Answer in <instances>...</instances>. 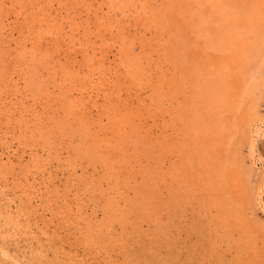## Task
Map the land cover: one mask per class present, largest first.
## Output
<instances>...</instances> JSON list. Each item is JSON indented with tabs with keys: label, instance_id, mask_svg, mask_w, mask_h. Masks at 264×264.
I'll return each instance as SVG.
<instances>
[{
	"label": "rangeland",
	"instance_id": "obj_1",
	"mask_svg": "<svg viewBox=\"0 0 264 264\" xmlns=\"http://www.w3.org/2000/svg\"><path fill=\"white\" fill-rule=\"evenodd\" d=\"M0 264H264V0H0Z\"/></svg>",
	"mask_w": 264,
	"mask_h": 264
},
{
	"label": "bare ground",
	"instance_id": "obj_2",
	"mask_svg": "<svg viewBox=\"0 0 264 264\" xmlns=\"http://www.w3.org/2000/svg\"><path fill=\"white\" fill-rule=\"evenodd\" d=\"M253 11H254V13H257L258 12V9H253ZM230 12V11H229ZM229 15H232V14H229ZM235 17H236V15H235V13L233 14ZM207 16V19L206 20H204V22L206 21V23H207V21H209L210 20V15L208 16V15H206ZM239 16V18H240V21H241V25L242 24H247V22H248V16L247 15H241V13L238 15ZM202 23L201 24H198L197 23V26H196V28H198L197 30L198 31H202V29L204 30V27H202ZM230 25V24H229ZM243 26V25H242ZM200 28H202V29H200ZM235 29H237V30H239V28H238V26H236L235 27ZM231 70H232V68H230ZM231 70H229L228 69V71H226V76L229 78L225 83V85H227V87H231V86H233V80H232V78L231 77H233V75L231 74ZM231 76V77H230ZM199 83V80H197L196 81V79H195V81H194V83ZM207 88H206V90L207 91H209L210 92V94H212L214 91H218V90H220V91H223V89H222V86L221 85H218L217 86V88H216V86L214 85V83H211V82H207ZM214 85V86H213ZM222 85H224V84H222ZM219 91V92H220ZM236 96H238V94H235V97ZM233 98H234V96H233ZM237 105V104H236ZM212 118H210V120H211ZM210 120H209V122H210ZM214 121H212L211 120V125H213L214 126V123H213ZM216 129V128H215ZM255 130V129H254ZM218 138H219V135H218V133L216 132V131H212V133L208 136V142L209 143H213V142H216L217 140H218ZM251 144V143H250ZM214 151V153H213V160L214 161H217V163L220 161V156L217 154V152L215 153V150H213ZM190 153V152H189ZM223 156V155H222ZM234 181V180H233Z\"/></svg>",
	"mask_w": 264,
	"mask_h": 264
}]
</instances>
